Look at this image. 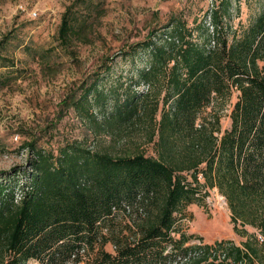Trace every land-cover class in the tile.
Segmentation results:
<instances>
[{"label": "trees", "instance_id": "1", "mask_svg": "<svg viewBox=\"0 0 264 264\" xmlns=\"http://www.w3.org/2000/svg\"><path fill=\"white\" fill-rule=\"evenodd\" d=\"M233 1L219 0L192 26L171 18L152 29L124 52L139 59L130 75L107 86L95 77L72 101L93 131L123 144L144 126L152 154L113 155L77 140L56 151L24 143L26 166L0 171V264H264V0L237 27ZM86 2L74 0L62 14L57 39L65 48L85 34ZM233 90L222 130L204 111ZM210 189L226 201L242 246L191 243L177 227V215Z\"/></svg>", "mask_w": 264, "mask_h": 264}, {"label": "rangeland", "instance_id": "2", "mask_svg": "<svg viewBox=\"0 0 264 264\" xmlns=\"http://www.w3.org/2000/svg\"><path fill=\"white\" fill-rule=\"evenodd\" d=\"M73 1L0 0V56L13 61L10 68L0 66V79L10 74L8 83L0 87V171L12 173L26 166L25 142L56 151L60 144L77 140L90 150L113 155L128 149L152 154V142L146 137L144 126L126 145L114 133L93 131L71 103L95 77L105 78L103 84L107 86L115 76L130 75L139 59L125 56L124 52L152 29L159 32L171 18L186 20L192 26L219 2L87 0L92 6L85 34L74 37L70 47L65 48L57 39V30L62 14ZM254 6L259 7L256 0L233 1L232 26L246 24ZM79 9L86 13L84 4ZM104 62L111 64L108 72ZM237 94L233 90L227 101L217 102L204 111V116L208 120L217 116L221 129L228 128L229 111ZM177 227L193 235L191 243L198 239L200 243L230 239L242 246L246 239L233 231L230 210L216 189L208 190V196L200 203L186 206L177 215ZM243 227L248 233L263 237L251 225Z\"/></svg>", "mask_w": 264, "mask_h": 264}, {"label": "built area", "instance_id": "3", "mask_svg": "<svg viewBox=\"0 0 264 264\" xmlns=\"http://www.w3.org/2000/svg\"><path fill=\"white\" fill-rule=\"evenodd\" d=\"M258 237H259L260 240H263V237H261L260 235H258ZM195 243H196V244H200V241L197 240V241H195Z\"/></svg>", "mask_w": 264, "mask_h": 264}]
</instances>
